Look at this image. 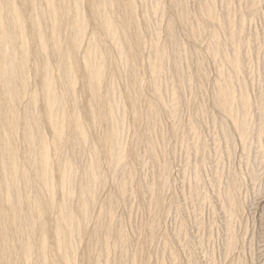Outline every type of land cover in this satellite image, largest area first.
<instances>
[{
	"label": "bare ground",
	"instance_id": "obj_1",
	"mask_svg": "<svg viewBox=\"0 0 264 264\" xmlns=\"http://www.w3.org/2000/svg\"><path fill=\"white\" fill-rule=\"evenodd\" d=\"M143 1L144 0H21L20 3L18 0H0V264H80L79 259L81 258L78 259L77 257V250L81 246L79 247L78 243L83 241L87 236H89V240L87 245H85L87 246L86 255L92 254L91 252L94 249L95 245L98 244V242L106 241L110 243L109 238L113 237V247H116V251L118 254L116 255L117 258L115 257L116 260L114 259L115 261L114 263H112L127 264L125 260L129 255H126V246L128 245V241L125 232V226H123V222L119 223V219L117 220L118 222H115L114 219V212H116V210L114 209L116 204L118 203V201L116 200L117 198H109L111 200L110 202H108L109 213H107V215L105 213V215H102L103 213L99 214L101 215V218L98 216V223H101L103 221L101 227H98V224L97 227L95 226L96 228H94L93 230H89L88 225L91 222L92 218H94L93 209L94 206H96V203L100 201L98 200L100 198L99 194L108 182H106L107 176L103 170L104 167H107V169L112 172V180L115 184L114 187H118L122 196L129 188V186L127 187V185L129 183L128 180L131 176L132 165L128 163L127 160H125V156L127 153L125 151L126 144L124 142L123 135L125 131L124 121L126 109L123 107V92H121V86L119 87V81L122 80L123 83H125V88L123 91L125 93L124 96L127 98L126 101H128V107H130L131 110L130 112L132 113V120L134 121V141L137 142L144 138H142V136H138L139 133L137 134V132H139V129L142 127L141 124L143 118H145L146 121V130L144 128V131H146L145 136L147 138L149 137L150 139V137H152L154 134L155 138L156 136H160V132L158 133V135H156V133L160 129L159 115H163L162 110H165L170 116L172 114H176V106L178 103L176 105H173L171 108H169L170 106H162L160 108L161 104L164 105V103L162 102L163 100L160 101L163 97L162 95L164 92H167L166 89H164V92L162 90V85H164L165 79L162 81L163 84L161 85L160 81L162 79L160 77H162L161 73L163 74V71L166 69V65L164 68V62L166 59H168L165 58V56L169 49H166V52L165 46H163L164 48H161V46H157L160 44H155L156 41H154V39L158 40L155 37L154 39L152 38L153 40H151L152 43L154 42V45L152 44L153 46L150 43L151 41L149 42V40H147L146 42L145 40H143L144 38L142 34L144 33V31L140 30V26L143 22L142 18H144L143 23L145 24H147V21H150V18L148 17L146 12H144L145 14L142 17H140V14L138 15V12H141L139 11L141 10L139 9L140 5L144 4ZM170 1L172 8H174L172 10H175V16L177 17L179 24L182 25L181 27H183L184 31L186 30L185 33H187V38L189 36L191 40L194 39L199 44L198 41L202 40V37L205 34L208 33L211 35V32L213 33L215 31V27L213 28L214 31L210 30L209 27L212 24L210 22L214 21L213 19L216 16L215 14L216 12H218L214 10V8L216 7H214L215 3H213V0H207L206 2L202 3L201 6H198L199 13H201L199 15H204L201 17H205L206 19H203V21L199 20L200 22L198 23L195 22L194 19L196 18H194L193 16H198V10H196L197 14H194L195 11H192L193 13H191V10L189 8V4L191 3L190 1V3L187 0ZM162 3L164 2L162 1ZM162 7H164V5ZM145 8L142 7V10ZM160 8L161 7L156 5L152 11L158 13L160 11ZM147 10L150 9L147 8ZM150 17H153L152 19L155 18L152 15ZM201 17L200 19H202ZM173 19L172 21L175 24V20ZM156 22L157 21H155L154 23ZM218 22L222 25L221 18ZM90 23H92L96 27L95 31H91V33L89 32ZM169 23L167 24L169 25L167 29L173 28V25H170L172 23ZM212 25L215 26V23ZM144 27L146 28L148 27V25H145ZM237 27L235 28L237 29ZM244 27L245 26H241V28ZM151 28L154 29L153 23L151 24ZM241 28L239 27V29L243 32L244 30H242ZM229 29L230 28H224V30L228 31L230 34ZM171 30L173 31V29ZM216 32H218L217 28ZM168 34L170 35L171 33L169 32ZM168 34H166L167 37ZM216 36L214 32V37ZM173 37L169 38V41L170 39L172 40ZM206 37L207 36L205 35V38ZM228 38H230L231 40L232 37ZM240 39V32H235L232 40L234 41V44L235 42H239ZM31 40L36 44V48L34 49L31 48ZM144 41L146 42V46L149 42L153 47V49H151V52L149 53V57L147 56L148 60L146 61H148L147 67L148 71L150 72L148 76L150 75L152 77H150L152 79V89L150 92L153 91L151 94H155H153L155 96L154 98H157L159 102H161V104L159 103L160 105L155 103L154 99H148L146 97V93L144 91L145 87L143 89L142 86V81L144 79L142 77V72L144 71L141 70V66H143L141 54L143 53L142 49L145 46ZM167 41L168 40H166V42ZM217 43L216 41H214L213 43H206V45H208L209 47L206 46L205 43H203L205 47H208V49H210H207V51L205 49L204 50L208 53L211 52L212 55H218L221 58L225 59L228 65L232 67V70L233 67L234 69H237L240 62V58L237 53L239 54L241 50L240 52H237L236 55H230V57L229 54L226 55L227 53H225L227 48L224 47V51L220 49ZM163 45H166V43H164ZM243 45L244 44H242V46ZM174 46L175 45H173V47H170V49L177 48H174ZM185 46L187 47V45ZM179 48L181 47L179 46ZM111 49L114 50L115 53H113ZM171 52L170 55L173 54ZM196 53H198V51ZM199 53L202 55V53L204 52L201 50ZM181 55L182 53L180 54V56ZM187 55H185L186 58L189 56ZM201 55H199L200 57L197 55L200 58V61L198 62V64L196 63L197 65H200L196 66L198 68L200 67L197 70V72L199 71V73L197 74L199 75L198 79L199 81L201 80L200 84L206 81L208 78V71L206 70V67L208 68V64L203 60V58L205 57L204 54L202 56L203 58L201 57ZM145 59L146 58H144V60ZM180 60H178V62ZM213 62L215 63V61ZM205 63L207 64L206 66ZM221 64L224 65V62H221ZM177 65L179 66V64ZM222 67H218L219 69H217V73L219 75L218 80L215 79L217 82V91L213 90L217 93L215 99L213 98V100L215 106L217 105L216 107L221 109V111H223L225 115L228 116V120L229 118L232 119L233 123H231V125H235L234 127L236 128V132L238 131L241 139L243 140V138H245L248 131L250 130V127L252 126V122H250L251 118L249 117L251 105L249 103L248 93L246 89L241 88L240 93L237 94L235 88H233L234 81L236 80L237 82L235 81L236 83L234 84H237L239 80L237 79V73L235 74L236 71L233 70L235 72L229 74V72L226 73L227 71H225V68L223 67V69ZM178 68H180L181 70V67ZM145 69L147 68L145 67L144 70ZM165 71L166 72L164 73L166 74L167 69ZM178 71L179 70H177V72ZM32 73L38 75L39 77V87L37 86V88L35 89L31 88L33 86V80L31 79ZM79 73H82V78H84L81 83V87H83L84 91L88 93V99L86 100L85 107L87 108L88 113L91 117L89 120H91L93 126L90 127H94L95 129V134L94 132L91 133L92 137L89 136V132H91L93 129H91L90 131L87 123H84L83 118H81V110L78 105L77 91L78 86L80 85V78H78ZM182 73L183 72H181V74ZM194 74L196 76V73ZM236 75L237 78H235ZM159 78L161 79L160 81ZM176 78H179L177 74ZM198 79L196 80L198 81ZM186 80L188 82L191 81V79L189 80L188 78ZM147 83L149 84L150 82L148 81ZM147 83H143V85L145 86ZM180 83L176 86L180 85L179 87L181 88L182 84ZM165 84L167 86V83ZM172 84L173 85L171 86V88L174 86V84H176V81ZM242 84L243 83H241V85ZM244 85H242V87ZM198 86L200 88L202 87L201 85H199V83ZM173 88H175V86ZM167 89H169V87ZM175 90L177 89L175 88ZM176 95L177 94H175L174 96ZM171 99L173 100L172 97ZM166 102L168 101H165V103ZM40 106H42L41 109H43L44 114L40 113ZM159 112L161 114H159ZM200 113L201 112H199V114ZM176 117L179 118L178 116ZM176 122L174 121V123ZM196 124L198 123L193 124V127ZM44 125L51 131L50 137L47 136L44 130ZM173 126L174 124L170 128H173ZM197 126L201 128L200 124ZM180 129L181 126L178 129V125L176 123L174 129H172L175 130V132L173 131V135L174 133H176V130L179 131ZM191 130L193 131V128ZM194 130L196 131L194 132L197 133L196 128ZM225 131L228 132L229 130L226 129ZM180 132L182 133L183 130H180ZM178 135L176 133L175 136ZM231 136L232 135H230L229 131L226 139L230 144V146L228 147L233 146L232 144L234 142V137ZM163 139L165 138L163 137L162 140ZM162 140L161 138L158 139L159 142H161ZM159 142L155 143L152 139L147 142L149 143L148 147L152 154H150V156H152L153 158H155L156 156L155 154L158 149V145L156 144H158ZM226 142L227 141H225V143ZM135 144H133L134 148H136ZM202 146H204V144ZM134 148L131 147L130 151H134ZM51 152H53L54 155H52ZM135 153L136 152L134 151V153L132 154ZM165 159H163V161ZM159 166L161 165L159 164ZM159 168L161 169L159 171V175H157L158 181H154L156 184L154 183V185H152V183V187H150L152 189V194L154 193V200L152 199V203H149L150 207L148 206L149 212H152L151 214H148L151 215V218L147 220L146 225L149 229L147 230L149 231V236L145 234L148 236V241L145 239V242H152L150 238L154 236L153 234L156 233V230L160 227V223H158L160 213L158 211V205H160L161 202V205L163 204L164 195L162 193L168 190H165L167 186L169 187L168 171L171 170H168L167 165H162V167ZM233 170L234 169H232V171ZM235 172H237V170H235ZM55 174L58 175L59 180H55ZM238 177L239 176L230 177L232 178V180H230L231 182H229L230 185L228 187V191L226 192L227 198L225 197L226 195H224V201L225 199H227V206L225 205L226 202L223 203L231 210V213L229 214L231 215V218H234V215L239 214L241 210V198H239L240 194L238 192L240 188V181L238 179H240V177ZM32 181L35 182V186H33L34 184H32ZM220 186H222V184H220ZM137 189L139 190V188ZM58 193L62 195V198H64L60 204L56 200V195ZM75 196H77V199L75 198ZM50 215H56V222L54 226L55 231H53L54 235L50 236L54 237V242H52L55 243V245H53V247L47 242V236H49L47 234L49 233L48 229L46 228L45 222L47 216H49L50 218L52 217ZM117 216L118 215H116V217ZM107 218L109 219L105 220ZM231 218L228 219L230 221V224ZM237 220L239 219L237 218ZM95 223L97 224V222ZM226 230H228V228ZM237 239H231L230 246L228 247L229 249L233 247L235 248L237 246V244H235L237 243L235 242V240ZM108 245L109 244L105 246ZM139 254L140 248L137 247L135 249V252L132 254V264H140L139 262L141 261L138 262V259H140ZM92 261L93 260H91V262ZM108 261L109 259L107 258V262Z\"/></svg>",
	"mask_w": 264,
	"mask_h": 264
},
{
	"label": "rangeland",
	"instance_id": "obj_2",
	"mask_svg": "<svg viewBox=\"0 0 264 264\" xmlns=\"http://www.w3.org/2000/svg\"><path fill=\"white\" fill-rule=\"evenodd\" d=\"M18 1L21 3V0H18ZM162 1L164 3H162ZM187 1L191 2V3L189 2L190 3L189 8L191 10V13H193L195 11L194 14H197L196 10H198V8H199L198 6H201L202 3L206 2L207 0H187ZM227 1H228V3H227ZM227 1H225V0H213V3H215V5L214 4L213 5H214V7H216V8H214V10H216L218 12H216V14H215L217 16V17L215 16L216 19L214 18L213 19L214 21L210 22L212 24L215 23V26L211 24L209 27H210V30H213V28L215 27L214 28L215 31L214 30L213 31L215 32V36H216V34H217V36L214 37V32L212 33L210 31L211 35L208 33L205 34L207 37L205 38V35H204L202 37L203 42H202V40H199L198 41L199 44L196 42V40H194V39L191 40L189 38V36H188L189 39L187 38V36H186L187 33H185L186 30L184 31L183 27H181L182 25L179 24V21L177 20V17L175 16V10H172L174 8H172L170 0H158V1L157 0H144L143 3L145 5L141 4L142 2L140 3L141 8L139 7V9H141V10H139V11H141L142 13L138 12V15L140 14V17H142L145 14L144 12H146L148 17L150 18L149 19L150 21H147V24L143 23L144 18H142L143 22L140 26V28H141L140 30L144 31V33L142 32L143 33L142 35L144 38L143 40H145L146 42H147V40H149V42H150L155 37L159 40V43H158V40L154 39V41H156L155 44L156 45L160 44L157 46H159V47L161 46V48L163 46H165L166 52L169 49L170 52L172 51L171 53H173L174 56L177 55L180 58L182 56L183 57L181 58V60L177 56H176L177 58L174 57L173 54H171L172 55V57H171L169 51L167 52V54L165 56V58H168V59H166L167 61L165 60V62H164V68L166 65L167 73L165 74L164 72H166L165 71L166 69L165 70L163 69L164 70L163 74H165L166 76L161 73L162 77H160V78L162 80L159 78V81L161 80L160 81L161 85L163 84L162 81L165 79L164 85H162V90H163V92H164V89L167 90V92H164L162 95L163 97L164 96L165 97L164 98L162 97V99L160 100V101L163 100L162 101L164 103V105H163V104H161V102H159V100L157 98L156 99L154 98L155 97L154 93H153L154 95L151 94L153 91L150 92L152 89L151 88V83H152L151 78L152 77L150 75L148 76V74H150V72L148 71V67H147L148 61H146V60H148L147 56L149 57V53L151 52V49H153L152 46L154 45V42L153 43H152V41L150 42L151 45L153 44L152 46L150 45L149 42H148L149 44L147 43V46H146V42L144 41L145 46L144 45H143L144 47L142 46L143 47V49H142L143 53L141 54V58H142L143 63L145 61L146 62L144 64L142 63L143 66H141V70L144 72L145 71L148 72V73L142 72V75H143L142 77L144 78L142 82L144 84L147 83L148 81L150 82L149 84L148 83L146 84L147 86L146 85L144 86L142 83L143 89L145 87L144 91L146 93L145 94L146 97L148 99H151V98L154 99L155 103H157L158 105L161 104L160 108L162 106H166V107L170 106L169 108H171L173 105H176L177 103L179 104V106H178V104L176 106V114L175 115L172 114L170 116L165 110L164 111L162 110L163 115L160 113L161 111L159 112V114H161V115H159L160 129H159V131H157L156 135H158V133L160 132L159 133L160 136H156V138H155L154 137L155 134H154L152 137H150V139H152L155 143L159 142L160 140L158 141V139H160V138H161V140L163 137L165 139H163L161 142L156 144V145H158L157 146L158 149H157L156 154H155L156 156L154 155L155 158L150 156L151 151L149 150V147H148L149 143H147V142H149L150 139H149V137L147 138L145 136L146 131H144V128L146 130L145 118L142 119V124H141L142 127L139 129V132H137V134L139 133L138 136H142V138L144 137L143 139L140 138L143 142L141 140H139L141 142L137 141L139 143L134 141L135 140V136H134L135 131L133 128L134 121L132 120V115H131L132 113L130 112L131 110H130V107H128L129 104H128V101H126L127 98L124 96L125 93L123 91L125 88V85H124L125 83H123L122 80L119 81L120 82L119 87L121 86L120 87L121 92H123V105H124L123 107L127 110V111L125 110V112H126L125 121H124L125 122V131H124L123 137H124V142L126 144V150L125 151L127 153L125 156V160H127V162L132 165L131 166V168H132L131 176L128 180L129 183L127 185V187L129 186V188L126 190L125 194L122 196L118 187H116V186L114 187L115 184H114V181L112 180L113 179L112 178V172L109 169H107V167L102 166V167H104L103 170L106 173V176L108 177V178L106 177V179H107L106 182L107 181L108 182L105 185L106 188L104 187V189H102L100 194H99L100 198L98 200H100V201H98V203H96V206H94V209H93L94 218H92L88 227H89V230L90 229L93 230L94 228L97 227L98 224H99L98 227H101V224L103 223V221L101 223H98V216L101 218V215H99V214L103 213L102 215H105V214L107 215V213H109V211H108L109 203L108 202H110V200L112 198L113 199L117 198L116 200L118 201V203L115 206L114 210H116V212H114V213L118 216L116 217V215L114 214V216L116 217V218L114 217V219H115V222L119 219V223L123 222L122 224H123V226H125V232H126L127 241H128V245L126 246L127 247L126 248L127 249L126 255H129L128 258H126V260H125L127 264H132V256H133L132 254L135 252V249L137 247L140 248V254H139L140 259H138V262L141 261V262H139L140 264H264V151H262V150H264V132H263L264 131V126H263L264 125V117H263L264 116V0H227ZM142 5H144V6H142ZM156 5L161 7L160 11L158 13H155L152 11ZM161 5L162 6L164 5V7H162ZM165 6L168 8H166ZM142 7H144V8L146 7L145 8L146 11H145V9L142 10ZM147 8L150 10H147ZM164 8H166L167 10ZM191 8H193V9H191ZM87 9H88V7H87ZM148 11H149V13H148ZM229 11H231V12H229ZM152 13H154V14H152ZM150 14L155 17L154 19H157V20L152 19L153 17H150L151 16ZM199 14H201V13H199V10H198V14H197L198 16L193 15L194 18H196V19H194L196 23L203 21V19L206 20L205 17H201L204 15L200 16ZM223 15H224V17H223ZM174 16H175V18H174ZM241 16H242V19H241ZM200 17L202 19H200ZM220 18H221L222 25H221V23L218 22ZM172 19L175 20V24L172 21ZM215 20H216V22H215ZM155 21L158 22V25H157V22L154 23ZM169 21H170V23H172V22L173 23L170 24ZM245 22H246V24H245ZM152 23H153L154 29L151 28ZM168 23L171 26L173 25L172 26L173 28H171V29H173V31L170 28H168L169 30L167 29V27H169V25H167ZM223 23L225 26L223 25ZM238 23H239V25H238ZM149 24H150V26H149ZM235 24H236V26H235ZM145 25L146 26L148 25V27L145 28L144 27ZM226 25H228V26H226ZM234 26L235 27L239 26L240 28H241V26L242 27L245 26L246 28L245 27L241 28L242 30H244L242 32L239 29V27H237V29H236ZM148 28H150V29H148ZM216 28H217L218 32H216ZM224 28L225 29L230 28L229 29L230 34L231 33L232 34L230 35L228 31L224 30ZM95 29H96V27L92 23H90V27H89L90 31L89 32L90 33H91V31L94 32ZM234 29H236V30H234ZM166 30H168L171 34L169 35L168 34L169 32ZM233 31H234V34H233ZM238 31L240 32V38L241 39L239 42H235V44H234V41H232V40H233V37L235 35V32L239 33ZM157 33H159V34H157ZM166 34H168V37ZM172 35L173 36L175 35V36L173 37ZM226 35H228V36H226ZM184 36H186V37H184ZM147 37H149V38H147ZM171 37H173L172 38L173 41L171 39L169 41V38H171ZM226 37H227V39H226ZM228 37H232L231 40ZM166 40H168V41L166 42ZM214 41H216V43L219 42L221 44L220 45L219 43H217L218 46L220 47V49L225 51V48H227L225 51V53H227L226 55H228V54H229V56L230 55L231 56L236 55V53L240 52V50H241V52H240L241 54L237 53V55L240 58L239 67L237 69H234V67H233V70H235L236 72L232 70V67L230 65H228V63L225 59L221 58L218 55H212L211 52H209V53L206 52L208 47H209L208 45H206V43H208V42L213 43ZM222 41H223V43H222ZM174 42L177 44H175ZM30 43H31V48H33V49L36 48V44L32 40ZM164 43H166V45H163ZM203 43H205V45L208 47H205V45ZM241 43L244 44L243 45L244 47L242 46ZM170 45H172V46H170ZM173 45H175L174 48L177 47L178 49L177 48L176 49H173V48L170 49V47H173ZM185 45H187V47ZM179 46L181 48H179ZM235 47H236V49H235ZM248 47H250V48H248ZM147 48H149V49H147ZM237 49H238V51H237ZM196 50L198 51V53L201 50L204 53H202V55L200 53L198 54V53H196L197 52ZM208 50H210V49H208ZM112 51H113V53H115L114 50H112ZM173 51H175V52H173ZM179 51H181V52H179ZM177 52H179V53H177ZM181 53H182V55L180 56ZM203 54L205 56L204 58L202 57ZM142 55H144V56H142ZM185 55H187L190 59L188 57H187L188 58L187 59ZM197 55L198 56L201 55L204 62H206L208 64L207 65L205 63V66L206 65L208 66V68L206 67V70L208 71L207 80L208 79L209 80L208 81L206 80V81L202 82L201 84H200L201 80L199 81V79H198L199 75H197L199 73V71L197 72V70L200 67L199 68L196 67V66H200V65H197L198 62L200 61L199 60L200 56L198 57ZM196 56H197L198 60H197ZM210 56H212V57H210ZM144 58H146V59L144 60ZM174 58H176V59H174ZM207 59H208V61H207ZM178 60L181 61L182 65H181L180 61L178 62ZM213 61H215V63ZM175 62H178V63H175ZM221 62H224V65L225 64H227V65L224 66L221 64ZM177 64H179V66ZM240 64H242V65H240ZM171 65L172 66L174 65L173 66L174 68ZM175 65H177L178 67H181V70H180V68H178ZM167 66H169L170 68ZM145 67L147 69L144 70ZM218 67L219 68L222 67L225 71H227L226 73L229 72V74L230 73L232 74L234 72H235V74L237 73L238 78H237V75L235 76V78L239 79L238 80L239 85H238V83L234 84L237 82L236 80H235L236 82L234 81V83H233V88H235V91L237 94L240 93L241 88H244L247 90L249 103L251 105L249 117L251 118L250 122H252V126L250 124L251 127H250V130L248 131L249 135L247 133V135L245 136V138H243V140L241 139L238 131L236 132V128L234 127L235 125L234 124L231 125V123H233L232 119L229 118V120H228V116L225 115V113L223 111H221V109L217 108L216 107L217 105L215 106L213 98L215 99V96L217 93L215 91H217L216 80H218V77H219V75L217 73V71H218L217 69H219ZM242 68H244V69H242ZM173 69H174V72H173ZM177 70H179V71L177 72ZM237 70H239V71H237ZM169 71H170V73H169ZM181 72H183L184 74L183 73L181 74ZM194 73H196V76ZM209 73H210V77H209ZM176 74H177V76H179V78H176ZM235 74H233V75H235ZM168 75H169V77H168ZM172 75H174V76H172ZM173 77L176 78L177 80L174 79ZM240 77H241V79H240ZM78 78H80V81H79L80 85L78 86L77 93H78V105H79V108L81 110V116H82L81 118H83L84 123H87V126L89 127L90 131H91V129H93L91 132H89V136L92 137L91 133H93L95 129H94V127H90L93 125L91 123V120H89L91 118L90 114L88 113V110L85 107L86 106V100L88 99L87 98L88 93H86L84 91L83 87H81L82 86L81 83L84 79V78H82V73L78 74ZM149 78H150V80H149ZM187 78L189 80L191 79V81L188 82L186 80ZM195 78L198 79V81ZM31 79L33 80V82H32L33 86L31 88L32 89L37 88V86L39 85L38 75H35L34 73H32ZM144 80H145V82H144ZM170 81H172V82H170ZM175 81H176V84H174V86L177 90H175V88H173L174 86L171 88V86L173 85L172 83H174ZM193 81H195V82H193ZM178 82L180 84H182L181 88L179 87L180 85L176 86L177 84H179ZM197 82L199 83V85L202 86L201 88L198 86ZM205 82H207V83H205ZM165 83H167V86ZM168 83H170V84H168ZM189 83L190 84L192 83L191 84L192 87ZM203 83H204V85H203ZM241 83H243L242 85L245 84L244 86L246 88L244 86L242 87ZM193 84H195V85H193ZM187 86H189V87H187ZM166 87L167 88L169 87V89H167ZM38 89H40V88H38ZM213 90H215V91H213ZM165 93H167V94H165ZM172 93H174V94H172ZM175 94H177V95L174 96ZM171 97L173 98V100L171 99ZM165 98H166V100H165ZM154 100H153V102H154ZM178 100H179V102H178ZM165 101H168V102H166L167 104L165 103ZM170 101H173L174 103L170 102ZM168 104H170V105H168ZM180 104H182V105H180ZM41 108H42V106L39 107V109L41 110L40 113L44 114V111ZM210 109H211V111H210ZM205 111H207V112H205ZM199 112H201V113L199 114ZM211 112H213V113H211ZM220 112H221V114H220ZM176 116H178L179 118H177ZM199 116H200V118H199ZM173 118H175V119H173ZM174 121L175 122L177 121L176 123L178 125V129L181 126L180 130L181 131L183 130L182 133L180 132V130L179 131L176 130L177 135L180 132L178 136H175L176 133H174V135H173V131L175 132V130H172V129H174V126L176 125V123H174ZM179 122L182 124H180ZM189 123H190V125H189ZM195 123H198V124L194 125V127H193V124H195ZM173 124H174L173 128H170V127H172ZM199 124H200L201 128L199 126H197ZM222 127H223V129H222ZM233 127H234V129H233ZM192 128H193V131L191 130ZM195 128L197 130V133H195L196 132L194 130ZM141 129H143V130H141ZM226 129L230 131V135H232L231 137H234L233 138L234 142L232 144L233 146H231V147H228V146H230V144L228 143V140H226L227 134L229 133V131L228 132L225 131ZM44 130H45L47 136L50 137L51 131L48 129V127L46 128L45 125H44ZM199 131H200V133H199ZM161 133L163 136L161 135ZM190 133H191V135H190ZM192 133H193V135H192ZM203 133H204V135H203ZM235 133H236V135H235ZM94 134H95V132H94ZM200 137H201V139H200ZM176 138H178V139H176ZM184 139H185V141H184ZM197 141H199V142H197ZM225 141H227L226 143H228L229 145L226 144ZM132 143L133 144L137 143V144H135L136 148H134ZM184 143H185V145H184ZM259 143H260V145H259ZM188 144H190V145H188ZM203 144H204V146H202ZM163 145H165V146H163ZM234 145H235V147H234ZM130 146L132 148H134V151L136 153L138 152L140 155L138 153L132 154V153H134V151H132V152L130 151L131 150ZM127 147H129V148H127ZM194 147H196V148H194ZM167 148L169 151L167 150ZM198 149H199V151H198ZM237 149H238V151H237ZM166 150L168 151V153ZM202 152H203V154H202ZM51 154L54 155L53 152H51ZM233 154H234V156H233ZM163 159H165V160L163 161ZM140 161L141 162L143 161V162L141 163ZM165 161L168 163H166ZM130 164H128V165H130ZM159 164L161 166H159ZM162 165L163 166L167 165L168 170H171V171H168V174H169L168 185H169V187L167 186V188L165 189V190L168 189L167 191H164L166 193H164V192L162 193L164 195L163 196V198H164L163 204L161 205V203H162L161 202L160 203L161 206L158 205V211L160 212L158 223H160L159 224L160 227L158 226L159 228L156 230V233H154L153 234L154 236L150 238V240H152V242L150 240H149L150 242H147L148 241L147 237L149 236V231H147V230H149V229H148L146 224H147V220L149 218H151L150 217L151 215H148V214H151V212H152V211L149 212V207H150V204L152 203V201L154 200V196H153L154 193L152 194V191H151L152 189L150 187H152V185H154V183L158 181L157 175H159V171L161 169L159 167H162ZM157 166H158V168H157ZM232 169H234V170L232 171ZM235 170H237V172H235ZM132 171H134V172H132ZM216 171H218V172H216ZM170 172H171V174H170ZM259 173H261V174H259ZM233 176H236V177L239 176L240 179L242 178L241 180L243 182L240 179H238L241 182V183L239 182L240 188H239L238 192L240 194L239 198H241L240 199L241 204H243V205L240 204L241 210H240L239 214H236V215H234V218H231L230 217L231 215H229L231 213V210L229 209V207H226L227 206V199H225V201H224V198L225 197L227 198L226 192L228 191V187L230 185L229 182H231L230 180H232V178H230V177H233ZM110 177H111V179H110ZM200 179H202V180H200ZM206 179H207V181H206ZM220 179H221V181H220ZM55 180H59V177L57 174H55ZM198 183H200V184H198ZM32 184H34L33 186L36 185L34 181H32ZM220 184H222V186H220ZM241 185H243V186H241ZM137 188H139V190ZM222 193H223V195H222ZM224 195H226V196L224 197ZM167 196H168V198H167ZM75 198L77 199V196H75ZM109 198H111V199H109ZM63 199L64 198H62L61 194L58 193L56 195V200H57V202H59V204L63 201ZM144 202H145V204H144ZM223 202L224 203L226 202L225 203L226 206L224 205ZM244 209H245V211H244ZM102 211H104V212H102ZM50 216H52V217L51 218L49 216L46 217L45 222H46V228L48 229V233H49V234H47V235H49V236H47V242L49 244H51L53 247V245H55V243H53L54 237H50V236L54 235L53 231H55L54 226H55V222H56V217H55L56 215H50ZM229 218H231V224L232 225L234 224L233 226L230 224V221L228 220ZM237 218L239 220H237ZM108 219L109 218H107L105 220H108ZM95 222H97V224ZM227 228H228V230H226ZM145 234H147L148 236ZM232 238H234V239L238 238L237 240H235V242H237V243H235V244H237V246L235 245L236 246L235 248L230 247L231 249H229L228 247L230 246V241ZM145 239L147 240L146 242L148 244L144 241ZM84 240L81 241L82 243L81 242L78 243L79 247L81 246L77 250V252H78L77 257H78V259L81 258V259H79L80 264H83V263L85 264V262H86V264H89L91 262V260H93L91 262L92 264H94V263L95 264H109V263L111 264L112 262L114 263V261L116 260L115 257L117 258L116 255L118 253L116 251V247H113L114 246V243H113L114 238L113 237L109 238L110 243L106 242V241L98 242V244L95 245V247H97V248L94 247V249L91 252L92 253L91 255H86L87 254V246H85L88 243L89 236H87ZM140 241H141V243H140ZM142 241H144V242H142ZM228 243H229V245H228ZM107 244H109V245L105 246ZM105 248H107V249H105ZM100 249H102V250H100ZM102 251H103V253H102ZM107 251L108 252L110 251V252L108 253ZM97 254H98V256H97ZM103 254L105 257L103 256ZM101 256H103V257H101ZM107 258L109 259L110 262L109 261L107 262ZM129 259H130V261H129Z\"/></svg>",
	"mask_w": 264,
	"mask_h": 264
}]
</instances>
